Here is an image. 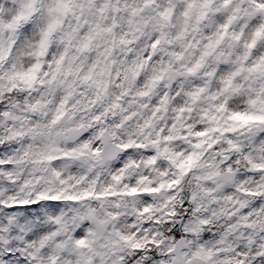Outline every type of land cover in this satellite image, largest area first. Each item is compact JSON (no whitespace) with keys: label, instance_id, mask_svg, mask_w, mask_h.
Instances as JSON below:
<instances>
[{"label":"snow or ice","instance_id":"snow-or-ice-1","mask_svg":"<svg viewBox=\"0 0 264 264\" xmlns=\"http://www.w3.org/2000/svg\"><path fill=\"white\" fill-rule=\"evenodd\" d=\"M0 264H264V0H0Z\"/></svg>","mask_w":264,"mask_h":264}]
</instances>
